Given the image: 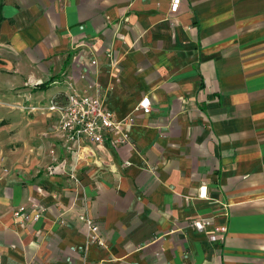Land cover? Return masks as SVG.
Returning a JSON list of instances; mask_svg holds the SVG:
<instances>
[{"label": "crops", "instance_id": "0c3cea01", "mask_svg": "<svg viewBox=\"0 0 264 264\" xmlns=\"http://www.w3.org/2000/svg\"><path fill=\"white\" fill-rule=\"evenodd\" d=\"M170 3L0 0V264H264V0ZM72 91L131 123L22 109Z\"/></svg>", "mask_w": 264, "mask_h": 264}, {"label": "built area", "instance_id": "2783aa9c", "mask_svg": "<svg viewBox=\"0 0 264 264\" xmlns=\"http://www.w3.org/2000/svg\"><path fill=\"white\" fill-rule=\"evenodd\" d=\"M170 2V12L175 13L180 0H170ZM33 84L31 83V86ZM104 104L105 99L103 97L79 95L72 91L65 96V99H52L48 105H28L22 109L29 113L57 114L58 128L65 134L66 140L81 148L85 141L100 145L104 142V133L131 123V118L116 122L113 119V112ZM137 110L143 113L149 112L148 97L139 102ZM124 140L126 137L121 139V141ZM199 196H203V194L200 192ZM19 214V212L15 213L16 216ZM22 217L24 220L27 219L24 214ZM190 226L196 231H201L204 223L198 220L192 221Z\"/></svg>", "mask_w": 264, "mask_h": 264}]
</instances>
